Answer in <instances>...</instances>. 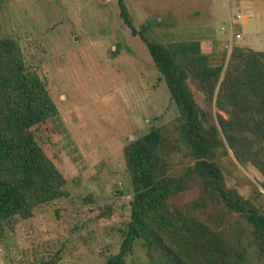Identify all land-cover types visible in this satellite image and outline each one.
Returning a JSON list of instances; mask_svg holds the SVG:
<instances>
[{
    "label": "rangeland",
    "instance_id": "374dc122",
    "mask_svg": "<svg viewBox=\"0 0 264 264\" xmlns=\"http://www.w3.org/2000/svg\"><path fill=\"white\" fill-rule=\"evenodd\" d=\"M250 1L124 3L137 29L153 24L154 42H212V63L226 67L235 47L264 52V0ZM236 33L242 39H235ZM0 36L17 43L25 65L47 85L58 114L34 133L67 179L68 192L36 208L31 219L6 224L0 264H105L119 252L130 221L133 193L125 147L158 128L179 147L169 157V175L181 176L193 164L179 143L178 112L166 84L146 46L121 20L118 0H11L0 12ZM188 86L205 127L218 126V115L227 118L191 79ZM216 162L225 186L264 213L261 174L239 164L226 145ZM201 194L195 188L170 204L215 223L218 208H193ZM126 261L147 262L140 244Z\"/></svg>",
    "mask_w": 264,
    "mask_h": 264
},
{
    "label": "trees",
    "instance_id": "16d2710c",
    "mask_svg": "<svg viewBox=\"0 0 264 264\" xmlns=\"http://www.w3.org/2000/svg\"><path fill=\"white\" fill-rule=\"evenodd\" d=\"M10 1L0 0V12ZM118 7L166 84L178 112L179 143L193 164L181 176L169 175V157L179 147L158 128L125 147L130 221L119 252L105 264H127L137 243L145 250L144 264H264V213L225 186L216 162L226 145L239 164L261 174L264 190V52L235 47L226 67L214 65L211 42L156 43L150 38L152 23L137 29L124 0ZM190 79L227 115H218V126H204ZM57 114L45 81L25 65L17 43L0 36V239L13 219H31L36 208L68 196L67 179L34 133ZM195 188L202 194L193 208H218L215 223L171 206Z\"/></svg>",
    "mask_w": 264,
    "mask_h": 264
},
{
    "label": "crops",
    "instance_id": "0c3cea01",
    "mask_svg": "<svg viewBox=\"0 0 264 264\" xmlns=\"http://www.w3.org/2000/svg\"><path fill=\"white\" fill-rule=\"evenodd\" d=\"M250 1V0H249ZM251 2V1H250ZM230 26H231V24H230ZM231 28H232V26H231ZM237 34H240L241 35V33H236V35ZM236 35H235V39H236ZM241 39H242V35H241ZM231 41H232V39H231ZM212 43V42H211ZM232 44L234 43V42H231ZM215 44L214 43H212V46H214Z\"/></svg>",
    "mask_w": 264,
    "mask_h": 264
},
{
    "label": "built area",
    "instance_id": "2783aa9c",
    "mask_svg": "<svg viewBox=\"0 0 264 264\" xmlns=\"http://www.w3.org/2000/svg\"><path fill=\"white\" fill-rule=\"evenodd\" d=\"M236 39H241V35L240 34H237L236 35Z\"/></svg>",
    "mask_w": 264,
    "mask_h": 264
}]
</instances>
